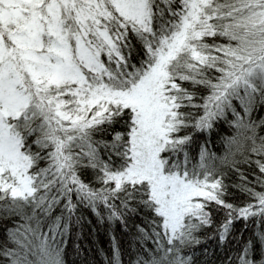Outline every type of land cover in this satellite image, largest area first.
Wrapping results in <instances>:
<instances>
[{"label": "snow or ice", "instance_id": "obj_1", "mask_svg": "<svg viewBox=\"0 0 264 264\" xmlns=\"http://www.w3.org/2000/svg\"><path fill=\"white\" fill-rule=\"evenodd\" d=\"M261 109L264 0H0V264H264Z\"/></svg>", "mask_w": 264, "mask_h": 264}, {"label": "trees", "instance_id": "obj_2", "mask_svg": "<svg viewBox=\"0 0 264 264\" xmlns=\"http://www.w3.org/2000/svg\"><path fill=\"white\" fill-rule=\"evenodd\" d=\"M253 115L258 119L264 115V109L255 112ZM211 139L216 140L215 132L211 133ZM213 147H215V144H213ZM251 178L249 176V179ZM236 179L235 176H232L231 182L235 183ZM83 216L85 220L80 230V236H69L68 238L66 256L68 264H106L101 252L103 251L104 254L110 253L111 237L113 235L116 236L121 246H124L126 242H130L129 238L119 230L118 225L108 227L107 222L104 225L99 224L95 214L90 209H83ZM4 226L5 222L0 221V240L3 239ZM237 227H240V225H237ZM244 235L247 236L248 233L245 232ZM233 243L235 242L233 241ZM77 244L80 249L79 255H77L75 248ZM125 259L127 258L125 257Z\"/></svg>", "mask_w": 264, "mask_h": 264}]
</instances>
